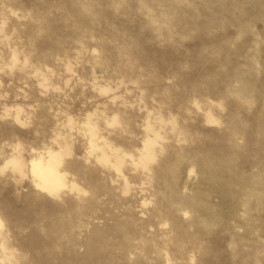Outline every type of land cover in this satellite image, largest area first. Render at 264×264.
I'll return each mask as SVG.
<instances>
[{
    "label": "rangeland",
    "instance_id": "rangeland-1",
    "mask_svg": "<svg viewBox=\"0 0 264 264\" xmlns=\"http://www.w3.org/2000/svg\"><path fill=\"white\" fill-rule=\"evenodd\" d=\"M0 264H264V0H0Z\"/></svg>",
    "mask_w": 264,
    "mask_h": 264
}]
</instances>
